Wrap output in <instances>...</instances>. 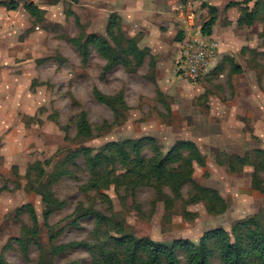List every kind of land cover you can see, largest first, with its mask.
<instances>
[{
	"label": "rangeland",
	"instance_id": "374dc122",
	"mask_svg": "<svg viewBox=\"0 0 264 264\" xmlns=\"http://www.w3.org/2000/svg\"><path fill=\"white\" fill-rule=\"evenodd\" d=\"M34 1L51 9L48 17L32 19L34 26L41 22V29L49 34L44 43H37L42 55L37 61L46 63L45 71L30 75L27 68L24 72L15 68L12 58L5 59L10 81L22 73L21 89L33 94L28 104L17 100L20 104L5 106L0 116V257L7 264H38L42 254L51 264H95L87 247L94 242L95 222L84 219L68 225L81 204L94 205L110 219L102 232L114 236L121 231L159 243L198 244L208 232L220 228L231 235L237 223L264 212V195L253 187L254 168L248 165L233 172L230 163L234 157L264 150V20L238 25L244 9L253 10L258 0H249L248 7L229 6L246 0H175L171 12L179 5H191L198 30L212 17L210 8L217 9L212 36L220 42L222 53L196 83L178 74L183 26L176 15L174 33L163 37L171 48L169 54L148 59L142 67L133 61L128 69L107 72V62L95 47L89 48L84 62L70 41L81 38L84 43L90 35L107 37L102 12L107 0ZM123 1L127 0H117L113 6L120 7ZM123 31L131 37L126 26ZM140 39L141 35L135 38ZM236 66H241L240 73ZM95 89L109 98V105L97 99ZM83 112L92 137L78 135ZM140 139L147 140L143 153L147 158L153 155V147L167 154L179 141L194 142L204 158L203 165L194 164V184H186L178 198L165 189L175 199L171 209L147 187L135 196L118 192L115 186L101 192L89 189L85 149L92 151L93 158L108 143ZM43 186L61 205L44 202ZM197 186L215 190L226 211L210 213ZM29 205L36 212L37 227L25 208ZM54 232L59 233L51 242ZM53 246L67 247L52 257ZM179 257L185 264L182 253ZM212 264L219 261L215 258Z\"/></svg>",
	"mask_w": 264,
	"mask_h": 264
},
{
	"label": "trees",
	"instance_id": "16d2710c",
	"mask_svg": "<svg viewBox=\"0 0 264 264\" xmlns=\"http://www.w3.org/2000/svg\"><path fill=\"white\" fill-rule=\"evenodd\" d=\"M19 1H1L0 7L16 10ZM248 4L249 0H246L241 3H230L229 6L248 7ZM24 6L32 17L39 20L38 17L42 15V12L33 2L26 3ZM210 10L212 17L202 28V34L205 36L213 35V27L217 22V9L211 7ZM244 10L245 13L238 19L240 27L251 26L259 19L264 20V0H258L253 10L248 8ZM180 33L182 40L184 35L183 32ZM106 36L90 35L84 43L81 38H73L70 41L78 48L84 62L89 58V48L95 47L107 62L104 71L109 72L120 65L128 69L130 65H133V61L136 66H142L146 52L139 49L135 39H130L124 34L118 17L112 16L110 19ZM122 55H125V58ZM240 67H235L238 73L241 72ZM94 93L100 102L109 105V98L106 95L98 89H95ZM92 133L88 116L83 112L78 120V135L87 134L88 137H92ZM146 141V139H140L111 142L93 158L92 151L85 149L87 170L91 175L89 189L101 192L115 186L118 192L124 190L127 195L135 196L140 188L147 187L155 192L157 201H163L168 209H171L175 199L166 195L165 189L178 198L186 184H194V164L203 165L204 158L197 145L191 141L177 142L167 154L153 147V155L147 158L143 154ZM230 163L233 165V172H239L248 165L252 166L254 168L253 187L264 195V150H255L244 157H234ZM41 173L44 174V172ZM43 187L41 195L44 202L51 207L61 205L54 194L46 190V186ZM197 189L202 194L210 213L226 211L224 199L215 190L199 186ZM83 206L84 204H81L70 217L71 222L68 225H76L84 219H92L95 222L94 242L87 243L95 264H183L179 257L181 253L185 264H212L215 258L219 264H264V212L237 223L232 228L231 235L220 228L208 232L198 244L189 240L159 243L150 238H140L121 231L116 232L115 234L118 235L114 236L102 232V228L110 219L96 210L94 205ZM25 208L30 210L34 225L37 227L38 218L34 207L29 205ZM62 230L60 228L57 231ZM59 232L52 234L51 242L57 239ZM33 233L37 235V231ZM36 245L41 249L38 241ZM66 247L53 246L52 257L61 253ZM0 264L7 263L0 257ZM38 264L51 263L42 254Z\"/></svg>",
	"mask_w": 264,
	"mask_h": 264
},
{
	"label": "crops",
	"instance_id": "0c3cea01",
	"mask_svg": "<svg viewBox=\"0 0 264 264\" xmlns=\"http://www.w3.org/2000/svg\"><path fill=\"white\" fill-rule=\"evenodd\" d=\"M21 1H19L16 10L0 7V116L4 114L3 108L5 106L18 105L17 100L21 99L27 100L25 104H28L31 95H33L29 89H21L22 80L25 79L21 72V75L13 76L10 81L7 69L8 62H5V59L12 58V65L15 68L19 67L20 69L22 67V72L27 68L26 71L30 75H33V73L38 75L44 72L46 67V63L41 64L37 61L42 57L38 50L41 45L37 43L41 44L46 41L49 36L48 31L41 29V22H36L35 26L32 24V19L35 18L25 9V6H21ZM116 1L107 0V4H105L102 11L105 15V22L107 20L106 30L112 16H116L119 18L122 28L126 26L127 29H130L131 37L128 38L135 39L141 35L142 39L137 41L138 47L146 52L142 66L146 64L148 59L151 61L158 60L171 52V48L164 42L163 37L174 33L176 23L180 22L179 19H177L178 21L175 20L174 16L178 17L177 10L182 7L181 5L177 6L175 12H171L176 7L175 0H141L140 2L138 0H127L119 4L120 7L113 6ZM2 2L6 1L2 0ZM31 2L41 10L44 18L48 17V11L51 12L50 7L46 8L47 5L34 0ZM33 27H35L34 32L31 31ZM48 42L50 43L49 38ZM179 59L180 48L178 61ZM54 62L55 60L51 59L52 67H55ZM119 67L123 66H116L113 70ZM48 72H51V70L49 69ZM40 92H37L36 97L39 96Z\"/></svg>",
	"mask_w": 264,
	"mask_h": 264
},
{
	"label": "built area",
	"instance_id": "2783aa9c",
	"mask_svg": "<svg viewBox=\"0 0 264 264\" xmlns=\"http://www.w3.org/2000/svg\"><path fill=\"white\" fill-rule=\"evenodd\" d=\"M177 13L184 35L180 42L178 74L196 83L213 67L222 47L216 38L205 36L202 29L196 28L197 17L191 5L179 8Z\"/></svg>",
	"mask_w": 264,
	"mask_h": 264
}]
</instances>
